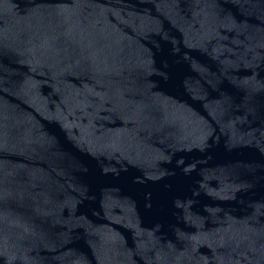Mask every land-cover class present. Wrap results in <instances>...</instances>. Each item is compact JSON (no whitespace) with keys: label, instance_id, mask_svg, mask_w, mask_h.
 Instances as JSON below:
<instances>
[{"label":"water","instance_id":"water-1","mask_svg":"<svg viewBox=\"0 0 264 264\" xmlns=\"http://www.w3.org/2000/svg\"><path fill=\"white\" fill-rule=\"evenodd\" d=\"M0 264H264V0H0Z\"/></svg>","mask_w":264,"mask_h":264}]
</instances>
